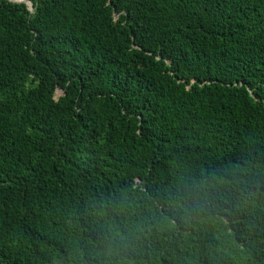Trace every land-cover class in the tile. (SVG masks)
<instances>
[{"label":"trees","instance_id":"obj_1","mask_svg":"<svg viewBox=\"0 0 264 264\" xmlns=\"http://www.w3.org/2000/svg\"><path fill=\"white\" fill-rule=\"evenodd\" d=\"M28 1L0 0V264H264V0Z\"/></svg>","mask_w":264,"mask_h":264},{"label":"water","instance_id":"obj_2","mask_svg":"<svg viewBox=\"0 0 264 264\" xmlns=\"http://www.w3.org/2000/svg\"><path fill=\"white\" fill-rule=\"evenodd\" d=\"M8 2H10V3H22V4H24L25 6H26V8H27V10L30 12L31 11V4H30V2L28 1V0H26V1H23V2H13V1H11V0H7Z\"/></svg>","mask_w":264,"mask_h":264},{"label":"bare ground","instance_id":"obj_3","mask_svg":"<svg viewBox=\"0 0 264 264\" xmlns=\"http://www.w3.org/2000/svg\"><path fill=\"white\" fill-rule=\"evenodd\" d=\"M13 2H23V1H26V0H11Z\"/></svg>","mask_w":264,"mask_h":264},{"label":"rangeland","instance_id":"obj_4","mask_svg":"<svg viewBox=\"0 0 264 264\" xmlns=\"http://www.w3.org/2000/svg\"><path fill=\"white\" fill-rule=\"evenodd\" d=\"M59 95V91L57 90L56 92H55V97H57Z\"/></svg>","mask_w":264,"mask_h":264}]
</instances>
